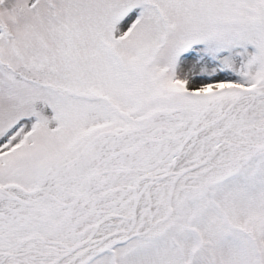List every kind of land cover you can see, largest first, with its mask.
I'll return each instance as SVG.
<instances>
[{"label": "snow or ice", "instance_id": "obj_1", "mask_svg": "<svg viewBox=\"0 0 264 264\" xmlns=\"http://www.w3.org/2000/svg\"><path fill=\"white\" fill-rule=\"evenodd\" d=\"M0 264H264V0H0Z\"/></svg>", "mask_w": 264, "mask_h": 264}]
</instances>
